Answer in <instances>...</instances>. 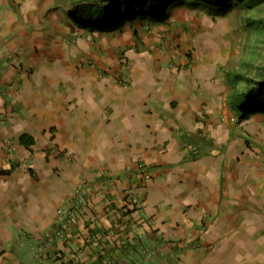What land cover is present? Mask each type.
I'll list each match as a JSON object with an SVG mask.
<instances>
[{
  "label": "crops",
  "instance_id": "crops-1",
  "mask_svg": "<svg viewBox=\"0 0 264 264\" xmlns=\"http://www.w3.org/2000/svg\"><path fill=\"white\" fill-rule=\"evenodd\" d=\"M72 3L0 0V264H264V110L233 108L229 24L88 31Z\"/></svg>",
  "mask_w": 264,
  "mask_h": 264
},
{
  "label": "trees",
  "instance_id": "trees-1",
  "mask_svg": "<svg viewBox=\"0 0 264 264\" xmlns=\"http://www.w3.org/2000/svg\"><path fill=\"white\" fill-rule=\"evenodd\" d=\"M263 0H75L70 17L74 24L88 31L113 32L135 20L164 21L181 6L202 8L214 16H225L233 8L252 11ZM249 24L262 22L248 18ZM263 23V22H262ZM264 70V68H263ZM264 72V71H263ZM231 82L236 92L233 108L242 118L264 110V75L253 77L243 72L233 73ZM243 85V89L239 88Z\"/></svg>",
  "mask_w": 264,
  "mask_h": 264
},
{
  "label": "rangeland",
  "instance_id": "rangeland-1",
  "mask_svg": "<svg viewBox=\"0 0 264 264\" xmlns=\"http://www.w3.org/2000/svg\"><path fill=\"white\" fill-rule=\"evenodd\" d=\"M75 0H72L74 2ZM180 14L189 12L188 9L197 11L199 7L181 6ZM174 10V11H175ZM202 8L197 12H202ZM214 17V16H213ZM216 17V16H215ZM219 17V16H218ZM248 18L261 20L253 22L257 27H253L248 22ZM213 22H226L229 24V31L225 34V40L229 42L230 64L237 71L243 72L253 77H263L264 75V0L252 11L233 8L225 16L210 19ZM228 59V60H229Z\"/></svg>",
  "mask_w": 264,
  "mask_h": 264
},
{
  "label": "built area",
  "instance_id": "built-area-1",
  "mask_svg": "<svg viewBox=\"0 0 264 264\" xmlns=\"http://www.w3.org/2000/svg\"><path fill=\"white\" fill-rule=\"evenodd\" d=\"M85 200L84 193L80 191V189H77L69 206L62 208L61 212L67 216L69 221H71L76 217L78 205L82 204Z\"/></svg>",
  "mask_w": 264,
  "mask_h": 264
}]
</instances>
